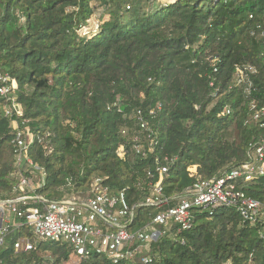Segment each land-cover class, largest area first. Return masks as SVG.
Wrapping results in <instances>:
<instances>
[{
	"label": "trees",
	"instance_id": "1",
	"mask_svg": "<svg viewBox=\"0 0 264 264\" xmlns=\"http://www.w3.org/2000/svg\"><path fill=\"white\" fill-rule=\"evenodd\" d=\"M98 12L96 31L83 35ZM259 27L264 0H0V73L17 81L32 131L48 136L47 149L28 153L46 171L40 193L58 200L104 178L133 206L157 183L147 172L166 156L179 159L163 181L170 200L199 176L216 178L245 163L264 135L250 107H264V38L252 35ZM247 65L258 71L250 96L234 85L236 69ZM4 107L0 98V194L9 196L17 168ZM139 109L160 144L146 159L122 134L133 130ZM249 193L264 200V179ZM166 207H139L131 228H144ZM194 216L191 230H168L152 243L150 264H264V225L250 226L233 209ZM19 238L8 236L2 264L71 263L73 250L63 244L43 247L52 253L48 260L38 254L43 244L17 254ZM80 264L113 263L93 256Z\"/></svg>",
	"mask_w": 264,
	"mask_h": 264
},
{
	"label": "built area",
	"instance_id": "2",
	"mask_svg": "<svg viewBox=\"0 0 264 264\" xmlns=\"http://www.w3.org/2000/svg\"><path fill=\"white\" fill-rule=\"evenodd\" d=\"M87 32L83 28L80 32ZM264 38V29L259 27L252 34ZM217 69H215V72ZM258 74L251 65L238 67L234 85L243 87L251 95L254 76ZM213 82L210 84L213 86ZM18 83L8 74L0 73V98L5 102V117L11 120L14 132L12 146L17 168L16 183L9 196L0 194V249L11 233L20 234L14 245L15 252L29 253L46 244H63L73 250L79 261L99 256L113 264H150L151 245L168 230L181 234L194 228V212L235 210L250 226L264 225V200L254 198L249 188L264 179V135L250 145L248 159L238 166L227 167L219 177L203 179L182 194L170 200L164 196L163 181L178 158L166 156L155 168L148 170L149 179L158 175L157 183H149L150 193L138 204L130 205L126 192H117L105 185L104 178L93 180L85 192H71L62 199L54 200L41 194L46 184V171L28 157L36 145L46 149V139L32 131L25 110L18 101ZM252 120L264 130V107L255 101L250 104ZM163 107L158 105L150 111L151 120L158 117ZM230 114V109L226 108ZM133 130L124 128L123 136L130 137L132 150L143 159L159 149V139L145 112L137 110L131 117ZM125 159L126 147L117 152ZM174 202V205L171 203ZM167 206L160 210L142 229H132L139 207ZM0 264L2 261L0 260Z\"/></svg>",
	"mask_w": 264,
	"mask_h": 264
},
{
	"label": "rangeland",
	"instance_id": "3",
	"mask_svg": "<svg viewBox=\"0 0 264 264\" xmlns=\"http://www.w3.org/2000/svg\"><path fill=\"white\" fill-rule=\"evenodd\" d=\"M165 2H172V1H174V0H164ZM100 12H98V13H96V15L90 20V27H88L87 28V32L85 31V33H83V35H86V34H89V33H91V32H94V31H96V29H97V26H98V19H99V17H100ZM46 245H48V244H46V243H44L43 244V246H42V248H41V251L40 252H38V254L41 256V257H43V258H45L46 260H48V259H51V251H45V250H42L43 249V247H45ZM79 261V259H78V257L75 255V254H73L72 256H71V260H70V262L71 263H76V262H78ZM127 264H129V263H127Z\"/></svg>",
	"mask_w": 264,
	"mask_h": 264
}]
</instances>
